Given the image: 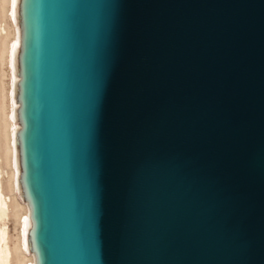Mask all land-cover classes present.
<instances>
[{
	"label": "water",
	"instance_id": "obj_1",
	"mask_svg": "<svg viewBox=\"0 0 264 264\" xmlns=\"http://www.w3.org/2000/svg\"><path fill=\"white\" fill-rule=\"evenodd\" d=\"M33 264H264V0H20Z\"/></svg>",
	"mask_w": 264,
	"mask_h": 264
},
{
	"label": "bare ground",
	"instance_id": "obj_2",
	"mask_svg": "<svg viewBox=\"0 0 264 264\" xmlns=\"http://www.w3.org/2000/svg\"><path fill=\"white\" fill-rule=\"evenodd\" d=\"M19 1L0 0V264H16L15 257L22 258L18 264H33L34 254L30 250L29 227L31 225L29 208L21 190L20 164L17 148V130L20 126L17 119L18 101V60L17 52L20 43ZM1 14L5 19H1ZM4 65L9 66V82L5 86L4 77L8 74ZM6 145L4 168L2 156V139ZM9 176L11 194H7L3 181ZM21 198L18 201L16 196ZM15 205V207H14ZM15 208V209H14ZM13 213L18 225V233L13 241L8 229L2 222ZM7 226V225H6Z\"/></svg>",
	"mask_w": 264,
	"mask_h": 264
},
{
	"label": "rangeland",
	"instance_id": "obj_3",
	"mask_svg": "<svg viewBox=\"0 0 264 264\" xmlns=\"http://www.w3.org/2000/svg\"><path fill=\"white\" fill-rule=\"evenodd\" d=\"M1 19L2 20L5 19L3 14H1ZM3 67H4L5 70H7V73H8V74L5 75L6 77H4L5 86L7 87L8 82H9V66L8 65H4ZM4 145H6L5 138L2 139V147H3L2 156H3L4 168L7 170V163H6V160H5V151H4V149H6V148H5ZM8 181L10 182L9 176L7 175L6 178L3 181V187H4V190H5V192L7 194H11V191H10L11 190V185L9 184ZM15 196H16V194H15ZM16 198L18 199L19 202H21V200H22L21 198L19 199V197H17V196H16ZM14 207H15V205H14ZM2 224L4 225L5 229L9 230L10 235L12 237V245H13V241L15 240V238L17 236V233H18V225L16 223V218H15L14 214L11 213L8 218L4 219ZM17 259H18V261H17ZM21 259L22 258L15 257V261H17L16 264H18V262L21 261Z\"/></svg>",
	"mask_w": 264,
	"mask_h": 264
}]
</instances>
